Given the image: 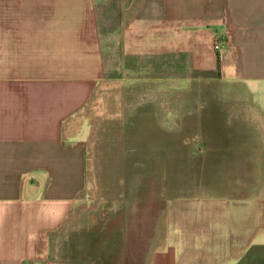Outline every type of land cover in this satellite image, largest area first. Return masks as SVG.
Segmentation results:
<instances>
[{"label": "crops", "instance_id": "obj_1", "mask_svg": "<svg viewBox=\"0 0 264 264\" xmlns=\"http://www.w3.org/2000/svg\"><path fill=\"white\" fill-rule=\"evenodd\" d=\"M112 43L121 69L130 60L151 75L173 73L179 59L190 72L216 70L264 112V0H0V264H108L112 238L75 223L91 135L84 116ZM224 165L211 168L262 167ZM245 192L149 216L145 247L132 233L146 252L136 264H264V192ZM172 215L174 237L170 224L153 227Z\"/></svg>", "mask_w": 264, "mask_h": 264}, {"label": "rangeland", "instance_id": "obj_2", "mask_svg": "<svg viewBox=\"0 0 264 264\" xmlns=\"http://www.w3.org/2000/svg\"><path fill=\"white\" fill-rule=\"evenodd\" d=\"M110 45L113 58L105 80L96 87L84 116L91 135L86 186L76 207L82 217L75 226H93L96 236L112 238L108 264L119 263L115 257L121 246L124 264H136L146 252L138 254L132 233L144 234L140 245L145 247L149 216L178 212L183 204L189 209L193 198L264 192V112L245 106L243 87L220 79L216 70L190 72L179 59L173 73L160 69L151 75L145 66L130 68V60L121 69V44ZM251 161L261 169L211 168L213 162L246 168ZM249 178L262 186L250 187L253 184L245 181ZM174 216L151 220L153 227L170 224L174 237L180 227Z\"/></svg>", "mask_w": 264, "mask_h": 264}, {"label": "trees", "instance_id": "obj_3", "mask_svg": "<svg viewBox=\"0 0 264 264\" xmlns=\"http://www.w3.org/2000/svg\"><path fill=\"white\" fill-rule=\"evenodd\" d=\"M216 59H217V69L220 70V55H219L218 52H217V57H216Z\"/></svg>", "mask_w": 264, "mask_h": 264}]
</instances>
